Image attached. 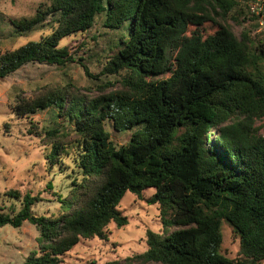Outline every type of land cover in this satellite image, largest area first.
I'll use <instances>...</instances> for the list:
<instances>
[{"label": "trees", "instance_id": "1", "mask_svg": "<svg viewBox=\"0 0 264 264\" xmlns=\"http://www.w3.org/2000/svg\"><path fill=\"white\" fill-rule=\"evenodd\" d=\"M237 6L238 0H47L34 16L10 20L19 36L47 20L52 32L0 51V79L29 63L64 67L79 60L103 85L96 84L97 95L70 84L17 98L16 115L52 117L51 125L34 127L50 146L48 163L60 165L64 155L72 160L61 170L67 194L54 192L57 214H35L42 199L10 190L5 197L20 204L12 215L0 196V227L28 222L39 231V251L26 264H61L81 240L105 239L111 223L125 227L121 200L127 192L141 198L146 189L155 190L149 204L159 205L164 231L148 230L146 251L129 263L264 262V134L255 126L264 118V42L249 32L238 38L216 20ZM99 16L115 34L105 55L76 58L61 46L88 33ZM207 22L215 27L208 34L201 28ZM93 58L97 74L86 63ZM108 125L130 132V141L117 145ZM224 223L240 239L239 258L222 252Z\"/></svg>", "mask_w": 264, "mask_h": 264}, {"label": "rangeland", "instance_id": "2", "mask_svg": "<svg viewBox=\"0 0 264 264\" xmlns=\"http://www.w3.org/2000/svg\"><path fill=\"white\" fill-rule=\"evenodd\" d=\"M46 2L47 0H0V51L2 53L14 51L52 32L48 20L47 24L45 22L44 26L38 30L21 36L16 34L15 29L9 24L13 19L34 16L39 7ZM253 7H259L256 12L261 11L264 15V0L254 2L238 0V6L227 18H216V20L229 26L238 38L241 37L242 32H249L252 40L264 42V25L260 24V19H255L260 16L257 13H254L255 18L252 17ZM104 19V16H99L88 33L65 38L61 46H66L76 58L85 57L88 54L92 56V53L105 55L103 51L109 45V41L115 38V34L109 32L104 26ZM190 27L194 29L196 26ZM201 28L206 34L215 30L209 22L203 24ZM174 56L175 53L170 54L171 62ZM89 60L91 61L86 63L91 72L99 73L101 68L97 66L96 59ZM80 63L81 61L77 60L64 67L29 63L7 78L0 79V196L6 211L12 215L19 211L20 204L17 200L5 197L10 190L20 192L22 195L31 193L42 199L34 206L35 214L44 216L57 214L59 203L55 200L54 192L67 194L69 181L61 170L62 167L72 165L69 155H64L60 165L53 166L48 163L47 155L50 146L45 143L42 136L35 135L34 127L43 129L51 125L52 117L47 111L25 117L16 115L14 108L17 98L34 97L44 87H63L70 84L82 93L99 94L100 89L96 87V84L103 86L102 83L89 78ZM170 75L171 73L168 72L150 79H166ZM116 78L102 76L105 81L116 80ZM114 85L113 89L120 88L119 84ZM255 126L259 133L264 134V118L258 120ZM107 128L117 145H126L130 141V132H116L110 125ZM215 137L213 135L214 139ZM49 183H52L53 190L48 189ZM154 193V189H146L139 198L127 192L121 200L119 209L124 216H127L128 225L118 228L111 223L105 228L107 236L105 239L94 237L81 240L62 257L61 264H140L129 263L127 259L146 251L148 230L158 233L164 231L159 205L149 204ZM222 233L223 254L231 259L239 258L241 248L238 235L228 223L223 224ZM38 237V229L28 222L20 228L0 227V264H26L32 252L39 251ZM38 256L39 254L36 257Z\"/></svg>", "mask_w": 264, "mask_h": 264}, {"label": "built area", "instance_id": "3", "mask_svg": "<svg viewBox=\"0 0 264 264\" xmlns=\"http://www.w3.org/2000/svg\"><path fill=\"white\" fill-rule=\"evenodd\" d=\"M257 1H258V0H257ZM256 10H259V7H258V8H257V7H253V8H252V12H253V13H257L258 15H260V16H259L260 24H261V25H264V15L261 13V11H257V12H256ZM260 10H261V9H260Z\"/></svg>", "mask_w": 264, "mask_h": 264}]
</instances>
